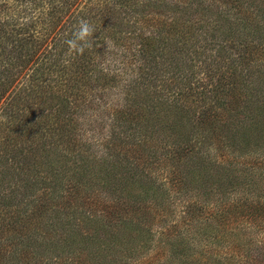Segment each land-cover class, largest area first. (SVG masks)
Returning a JSON list of instances; mask_svg holds the SVG:
<instances>
[{"label": "trees", "instance_id": "1", "mask_svg": "<svg viewBox=\"0 0 264 264\" xmlns=\"http://www.w3.org/2000/svg\"><path fill=\"white\" fill-rule=\"evenodd\" d=\"M0 146V264L260 263L264 0H0Z\"/></svg>", "mask_w": 264, "mask_h": 264}, {"label": "rangeland", "instance_id": "2", "mask_svg": "<svg viewBox=\"0 0 264 264\" xmlns=\"http://www.w3.org/2000/svg\"><path fill=\"white\" fill-rule=\"evenodd\" d=\"M80 115V114H79ZM77 117V120L80 121V117ZM80 129V132L83 131V129H85V125H78V131ZM89 131V130H88ZM1 147V146H0ZM224 214V213H223ZM227 214V219L224 221L225 224H220L217 225V227L220 229V231H222L223 233H227L229 231H232L235 229V227L240 226L242 219L238 218L236 221H232L233 218L240 216L241 217V213H226ZM177 217V216H175ZM175 221V220H174ZM178 221V220H177ZM240 222V223H239ZM239 223V224H238ZM255 225H258L257 227L260 228L259 231H261V233L259 234H253L252 236V240L253 238L257 241V243L259 242V240L262 238V232L264 233V214H258V216L255 218L254 220ZM182 224L181 222H179V225ZM180 232L179 235L185 234V225H180V227H178ZM242 235V233H241ZM245 245H241V249L244 248ZM245 251V250H244ZM234 252V251H233ZM246 252V251H245ZM144 254V252H142ZM125 257V255H122L121 252H119V254H117V256L115 257H110L107 260H116L117 263L116 264H124L123 258ZM57 258H55L56 260ZM54 260V259H53ZM260 262V263H256V264H264V245L260 247V249L258 250V258L255 262ZM242 263V261H241Z\"/></svg>", "mask_w": 264, "mask_h": 264}, {"label": "clouds", "instance_id": "3", "mask_svg": "<svg viewBox=\"0 0 264 264\" xmlns=\"http://www.w3.org/2000/svg\"><path fill=\"white\" fill-rule=\"evenodd\" d=\"M95 32V26L90 21L81 18L74 26L71 38L67 39L65 43L70 50L82 54L85 49L93 46Z\"/></svg>", "mask_w": 264, "mask_h": 264}]
</instances>
